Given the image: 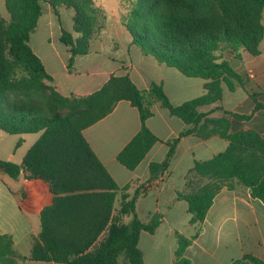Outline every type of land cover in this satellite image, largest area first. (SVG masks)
<instances>
[{
  "label": "trees",
  "instance_id": "1",
  "mask_svg": "<svg viewBox=\"0 0 264 264\" xmlns=\"http://www.w3.org/2000/svg\"><path fill=\"white\" fill-rule=\"evenodd\" d=\"M45 3L57 15L63 6L73 10L78 37L66 30L61 36L71 52L70 71L77 56L90 53L97 15L94 0H6L10 20L0 14V131L8 135L42 133L21 165L0 158V171L13 179L25 172L27 179L47 184L54 195L52 204L41 212V232L32 248V261L144 263L141 234H154L163 217L156 214L146 223L138 217L136 203L145 185L134 195L128 193L130 186L120 187L84 136L86 129L109 116L122 101L137 108L141 120L140 131L117 157L129 171L136 170L161 142L147 126L156 104L189 127L166 143L169 150L163 162L150 164V181L168 171L181 138L218 135L229 141L224 153L196 162L194 173L207 182L180 194L188 203L190 225L204 222L214 198L225 187L243 185L264 203V139L254 131L231 133L227 117L210 119V113L202 111L222 101L224 87L235 92L244 86L230 60L241 59L243 53L260 55L264 0H121V23L134 46L188 78L207 81L204 95L179 106L171 103L162 84L142 90L129 74L111 76L87 96L59 93L30 45ZM261 107L257 104L256 108ZM227 114L240 120L252 117ZM130 216L126 223L124 218ZM198 234L192 238L177 234L173 264H190L184 253ZM14 244L12 237L0 233V264L12 263ZM234 264L264 262L247 256Z\"/></svg>",
  "mask_w": 264,
  "mask_h": 264
},
{
  "label": "crops",
  "instance_id": "2",
  "mask_svg": "<svg viewBox=\"0 0 264 264\" xmlns=\"http://www.w3.org/2000/svg\"><path fill=\"white\" fill-rule=\"evenodd\" d=\"M43 9L41 18H45V25L50 30L38 32V22L33 35H39L37 38L32 35L30 45L52 76V86L62 95L87 96L101 89L111 76L126 74L142 90L149 89L153 83L162 84L174 106L206 93L207 81L188 78L178 70L160 64L153 56L144 55L132 44L131 35L125 34L127 32L121 23L124 34H100L92 42L90 53L77 56L70 71L71 52L62 43L61 36L64 20L74 21L73 10L64 6L57 15L46 3ZM0 14L10 20L6 0H0ZM55 25H58L57 34L53 30ZM103 44L109 50L105 52L106 62L101 65L99 58L91 56L92 53L99 54ZM260 51L258 56L243 53L241 59L230 60L231 66L242 76L244 86L235 92L224 87L222 101L202 111L209 112L210 119L227 117L231 133L254 131L264 139V38ZM257 104L262 107L256 108ZM227 112L252 117L240 120ZM147 126L161 142L151 149L134 171L122 166L117 157L141 129L137 108L122 101L109 116L84 131L93 151L120 187L130 186L128 193L134 195L145 185L136 203L138 217L145 223L156 214L163 217L154 234H141L139 248L143 253V264H173L178 249L177 234L192 238L198 231V236L184 253L190 264H234L247 256L264 262V203L253 198L249 188L240 184H236L234 189L223 188L214 198L200 226L190 225L188 203L180 198V194H187L194 186L207 182L194 173L196 162L210 161L224 153L229 141L218 135L209 139L193 135L181 138L168 171L150 181V164L163 162L169 150L166 143L178 138L189 127L159 103L154 106V116L147 121ZM41 134L8 135L0 131V158L21 165ZM32 135L38 137L32 138ZM6 143L10 147L4 150ZM53 198L47 184L27 179L25 172L13 179L0 171V233L14 240L16 256L13 264H57L30 259L41 232V212L52 204ZM131 219V216L125 217L124 221L128 223ZM20 229L24 233L18 234Z\"/></svg>",
  "mask_w": 264,
  "mask_h": 264
},
{
  "label": "rangeland",
  "instance_id": "3",
  "mask_svg": "<svg viewBox=\"0 0 264 264\" xmlns=\"http://www.w3.org/2000/svg\"><path fill=\"white\" fill-rule=\"evenodd\" d=\"M94 7L97 10V15H96V20L94 21V40H96L98 38V36H100V34H124L122 33V23H121V19H120V15H121V10H120V2L121 0H94ZM64 7V6H63ZM72 10V9H71ZM60 13V12H59ZM117 18V21L115 20ZM121 23V25H120ZM57 26L55 25L53 27L54 33H58L57 31ZM123 26V25H122ZM66 30L70 33H72L75 37H78L77 33L74 31V21L70 20L69 18H67L66 20H64L63 26H62V31ZM41 31H49L50 28L45 25V18H41L39 21V30L38 32ZM126 32L127 30L124 29ZM124 31V32H125ZM125 34H130L129 32L125 33ZM39 34H34L33 38H37ZM93 40V41H94ZM60 46H63L60 44ZM91 49V48H90ZM101 49L102 51L99 54L96 53H92L91 58H99V60H101L102 62H100L101 65H103L104 62H106L105 60L107 59L106 56L107 54L105 53L106 51L109 50V48L106 47V45H101ZM226 58L231 59V55L227 54ZM37 135H32V138H37ZM13 138H18V137H13ZM10 147V145H8L7 143L4 145V150L8 149ZM1 223V222H0ZM24 233V230L20 229L18 230V234H22ZM191 234V232H190ZM13 264V259H12V263Z\"/></svg>",
  "mask_w": 264,
  "mask_h": 264
}]
</instances>
